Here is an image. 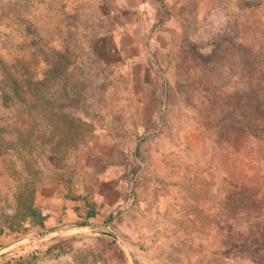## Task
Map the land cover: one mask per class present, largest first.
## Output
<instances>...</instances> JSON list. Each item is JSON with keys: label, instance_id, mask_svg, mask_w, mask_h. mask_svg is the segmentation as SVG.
Returning a JSON list of instances; mask_svg holds the SVG:
<instances>
[{"label": "rangeland", "instance_id": "rangeland-1", "mask_svg": "<svg viewBox=\"0 0 264 264\" xmlns=\"http://www.w3.org/2000/svg\"><path fill=\"white\" fill-rule=\"evenodd\" d=\"M164 2L0 0V264H264V0Z\"/></svg>", "mask_w": 264, "mask_h": 264}, {"label": "crops", "instance_id": "crops-1", "mask_svg": "<svg viewBox=\"0 0 264 264\" xmlns=\"http://www.w3.org/2000/svg\"><path fill=\"white\" fill-rule=\"evenodd\" d=\"M37 201L39 202L38 205L41 206L43 212L47 215L45 224H60L64 222L67 217L64 215V211H68V216H74L72 219L75 218L83 220L80 224L81 227L95 226V223H91V220L95 219L97 216L96 213H92L89 216H83L84 212L79 200L77 201V198L67 200L65 195L58 193L52 185L42 187V189L38 192Z\"/></svg>", "mask_w": 264, "mask_h": 264}, {"label": "trees", "instance_id": "trees-1", "mask_svg": "<svg viewBox=\"0 0 264 264\" xmlns=\"http://www.w3.org/2000/svg\"><path fill=\"white\" fill-rule=\"evenodd\" d=\"M157 2H158V4L163 8V9H166V4H165V2H164V0H156ZM4 74H5V79H2V80H0V88H1V90H2V93H3V98H4V100H5V102L8 104V103H10L11 102V100H12V96H11V94L9 93V91H6V89H4V87L2 86V84L4 85H6V84H13L14 82H16L17 80L15 79V78H13L12 77V75L10 74V72L8 71V69L6 68V67H4ZM13 87H15V85L13 86ZM13 87L10 89L12 92H13ZM20 132H22V131H20ZM21 135V137H23L22 136V134H20ZM1 140V139H0ZM3 141V140H2ZM2 141H0V142H2ZM3 144L5 143V142H2Z\"/></svg>", "mask_w": 264, "mask_h": 264}]
</instances>
